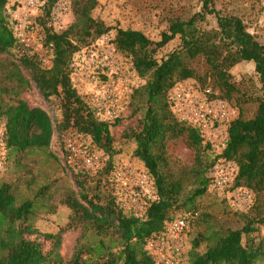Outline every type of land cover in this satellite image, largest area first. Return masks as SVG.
I'll return each mask as SVG.
<instances>
[{
  "label": "trees",
  "instance_id": "16d2710c",
  "mask_svg": "<svg viewBox=\"0 0 264 264\" xmlns=\"http://www.w3.org/2000/svg\"><path fill=\"white\" fill-rule=\"evenodd\" d=\"M10 1L0 0V55L12 53L15 61L10 63L11 77L17 82L13 87L0 86V122L6 126L9 152L28 155L35 149H49L55 131L62 135L72 129L89 137L99 148L96 149L110 157L101 168L102 175L107 176L106 191L101 189V178L95 187H87L92 169L76 170L64 158L79 186V191L73 192L66 203L73 218L84 224V241L78 242L68 261L59 252L62 235L43 233L34 225L43 190L36 193V198L19 201L11 183H0V264H155L146 248L147 240L164 231L168 222L187 213H198L190 223L199 217L198 199L212 184L211 169L220 159L236 166L233 187H245L257 195L264 192V42L248 31L240 17L222 14L216 8L217 0H203L201 11L171 22L158 41L140 30L117 29L115 47L146 79L131 97V106L138 104L144 117L138 128L131 131L130 138L135 143L133 155L153 178L156 197L148 200L146 211L140 215L121 205L113 186L112 127L126 117L113 124L100 119L85 103L70 74V64L81 45L111 29L92 15L98 0H71L76 21L61 33L52 31L47 24L60 0H46L36 23L42 27L43 46L52 54L50 66H44L38 57L17 56L19 45L7 13ZM208 15L216 17L217 27L202 26ZM177 36L179 45L158 58V52ZM196 61L205 64L204 77L194 66ZM243 61L254 62L260 78L261 89L253 97L257 107L251 117H244L242 110L238 112L239 116L229 125L228 140L218 153L204 142L197 127L175 116L172 89L181 81L198 77L203 85L218 91V97L230 102L236 98V103H232L242 105L248 92L233 80L231 69ZM208 78L209 83H205ZM31 82L45 98L57 99L59 119L21 97ZM179 138L194 152L191 167L181 165L169 154V141ZM181 209L187 212L175 216ZM262 224L264 215L256 214L248 215L240 228L211 225L207 232L192 239L185 264H256L264 259V238L256 242L252 235ZM88 230L90 235L86 234ZM44 241L50 243L48 249ZM203 243L206 248L201 251Z\"/></svg>",
  "mask_w": 264,
  "mask_h": 264
},
{
  "label": "rangeland",
  "instance_id": "374dc122",
  "mask_svg": "<svg viewBox=\"0 0 264 264\" xmlns=\"http://www.w3.org/2000/svg\"><path fill=\"white\" fill-rule=\"evenodd\" d=\"M12 1L15 0H11L10 3H13ZM62 1L69 6L61 25V31L63 32L76 21V14L71 0H60L59 3ZM202 5L203 0H98L92 15L96 20L102 21L107 27L111 28L99 37L104 38L103 40L106 43L113 44L118 28L140 30L150 39L158 41L162 32L168 30L171 22L177 19L190 18L196 12L202 10ZM216 8L222 14L240 17L248 31L254 34L259 41L264 42V0H217ZM36 25L34 27H38L41 31L42 27L39 24ZM202 26L206 29L217 27L216 17L208 15ZM97 39L89 40L81 45V49L90 52ZM179 43L180 38L177 36L158 52L157 57L161 58L166 55L176 48ZM11 61H15L11 52L0 55L1 87L17 85V82L11 77ZM194 66H197L199 75L204 77L207 69L203 61L194 62ZM23 73L27 78L29 77L26 70H23ZM231 74L234 81L246 88L248 95L247 99L241 103L242 105L233 104L236 103V98L233 99V103L226 101L235 109L236 117L239 116L238 112L241 110L244 117H251L257 107L253 97L261 89V82L255 70V64L248 61L240 62L231 69ZM141 79L145 83L146 79L143 77ZM184 81H192L200 86H205L198 77ZM209 81L208 78L205 83H209ZM21 97L27 99L32 105L45 108L53 115L54 119L60 118L56 109L57 99L54 97L52 101L45 98L34 82H31L30 87L22 91ZM51 103L55 105H52V107ZM137 105H130L125 120L112 127L115 137L112 156L115 165L124 163L143 168L141 161L133 155L135 143L130 138L131 131L138 128L144 117V111L137 109ZM62 138V135L55 131L49 149H35L28 155L12 154L7 149L6 167L0 172V183L3 181L11 183L19 201L36 198V193L43 190V194L38 199L34 225L43 233H60L62 235L59 252L64 260L68 261L72 257L78 242L84 241L83 238L81 239L84 224L73 218L74 213L66 203V199L73 192L79 191V186L72 173L68 171L61 153ZM91 147L100 151L92 143ZM100 152L104 153L103 151ZM105 154L110 157L109 154ZM169 154L178 159L181 165L187 167L193 165L194 152L187 147L182 138L169 141ZM107 162L99 168L92 169L88 177L87 187H95L98 179L101 178V189L103 191L107 190L104 185L107 176L106 174L102 175L101 170ZM198 208L199 217L189 224V231L186 235L184 247L186 257H188L192 246V239L199 233L207 232L211 225L221 229L227 227L240 228L244 225L248 215H264V192L257 195L245 187L235 188L233 184L223 189L214 188L210 185L207 193L198 199ZM186 212L184 209L178 210L175 216ZM91 233V230H88L86 234L90 235ZM252 237L256 242L264 238V224L259 226L258 231ZM40 238L44 239L43 236H40ZM244 241H246V238H244ZM44 247L48 249L50 243L44 241ZM205 248L206 245L203 243L200 250L204 251ZM256 264H264V259L259 260Z\"/></svg>",
  "mask_w": 264,
  "mask_h": 264
},
{
  "label": "built area",
  "instance_id": "2783aa9c",
  "mask_svg": "<svg viewBox=\"0 0 264 264\" xmlns=\"http://www.w3.org/2000/svg\"><path fill=\"white\" fill-rule=\"evenodd\" d=\"M7 5L9 21L19 47V57H38L44 66H50L52 54L43 46L41 31L33 25L42 12L46 0H15ZM69 6L58 2L51 13L48 26L61 33V25ZM104 38H99L88 52L79 49L70 64L74 86L85 103L102 120L110 124L126 117L131 97L144 84L130 59ZM211 86H200L192 81L179 83L171 94L175 116L184 123L197 127L204 142L221 153L229 137V125L236 118L229 102L217 96ZM6 126L0 122V172L7 161ZM62 147L66 162L76 170L96 169L108 161L105 153L91 147L89 137L69 129L62 133ZM236 167L220 159L211 169L212 186L223 189L233 184ZM113 186L121 205L136 214L146 211L148 200L156 197L153 178L148 171L124 163L114 168ZM198 213H187L167 223L164 231L152 235L146 248L155 264H185L186 235L191 218Z\"/></svg>",
  "mask_w": 264,
  "mask_h": 264
}]
</instances>
